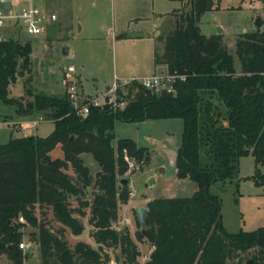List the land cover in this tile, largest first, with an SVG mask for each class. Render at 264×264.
<instances>
[{"label": "trees", "instance_id": "1", "mask_svg": "<svg viewBox=\"0 0 264 264\" xmlns=\"http://www.w3.org/2000/svg\"><path fill=\"white\" fill-rule=\"evenodd\" d=\"M215 7L213 0H186L181 11L172 12L166 34L157 37L161 47L154 49V64L187 75L173 92L149 91L135 80L116 90L124 107L91 105L86 114L67 89L61 94L35 92L27 102L11 96L10 86L21 71L32 70L33 43L15 35L0 40V99L17 102L20 114L51 110L55 123L46 135H12L0 141V256L24 264L27 254L19 244L30 227L29 239L39 243L42 264H106L113 257L117 264H136L138 243L150 248L144 264H264V227L227 232L219 197L209 188L229 182L238 193L239 160L248 155L255 161L251 180L264 184L259 171L264 166L263 21L257 18L254 30L236 38L237 73L223 35H206L198 25L200 16ZM174 117L183 124L175 173L192 180L197 190L187 197L149 200L144 224L137 220L140 228L133 238L127 227L118 230L113 224L131 193L127 184H120L127 171L123 153L147 163L148 151L129 138L113 145L114 122ZM59 144L63 156H54ZM84 151L97 158L96 174ZM91 186L92 198L87 195ZM87 207L96 245L83 239L72 245L66 231L82 234ZM50 213L59 227L50 222ZM109 248L119 253L111 257ZM249 250L253 255L243 259Z\"/></svg>", "mask_w": 264, "mask_h": 264}, {"label": "rangeland", "instance_id": "2", "mask_svg": "<svg viewBox=\"0 0 264 264\" xmlns=\"http://www.w3.org/2000/svg\"><path fill=\"white\" fill-rule=\"evenodd\" d=\"M50 8L60 14V28L48 34H30L19 32L16 35L22 40L29 38L33 43L31 54L32 70H23L19 79L10 86V95L23 98L25 102L35 92L61 94L65 88L63 70L69 65L76 67L81 74L84 89L95 95H102L107 86L114 82H123L150 76L152 73L165 71L166 66H154L153 53L161 47L157 37L170 28L172 12L181 11L186 0H48ZM214 10L204 12L198 25L206 35L221 33L228 51L234 57V65L240 68V59L236 53V38L239 34L252 31L258 18L264 21V0H213ZM171 20V21H170ZM264 28V23L261 26ZM6 33L5 30H2ZM66 49H69L66 52ZM33 79L30 80V75ZM31 82L28 84L26 82ZM31 86V92L26 88ZM17 102L8 103L0 99V119L13 118L23 121L38 118L35 125L27 129H19L12 125L0 123V141L8 140L12 135H22L33 131L46 135L55 128L54 115L50 110L38 114H20ZM183 124L180 118L148 119L127 122L121 119L114 122V137L111 141L116 145L120 138H129L148 151V161L140 162L137 170L126 171L127 187L130 197L127 203L119 206L118 217L113 222L116 229L127 227L134 238L139 230L136 209L145 206L155 198L187 197L195 191L196 184L189 178L182 179L175 173V167L166 156L165 150L177 149L181 144ZM60 149L61 146H59ZM57 153L58 147L54 148ZM57 149V150H56ZM85 161L94 174L99 170L97 158L84 151ZM239 176L237 188L233 183L212 184L211 193L219 197L220 215L226 231L235 233L242 229L253 231L264 227V184H256L251 180L255 171L253 155L243 156L239 160ZM264 175V166H259ZM152 179V182L149 180ZM88 197H93L94 187H89ZM74 203L77 202L74 200ZM88 213L82 215L85 228L76 236L71 230L66 231L70 243L75 245L79 240H86L96 245L91 236L93 225ZM50 222L54 228L57 222L50 213ZM24 238L31 237L30 227L25 228ZM139 248L145 252L142 243ZM111 257L119 253L118 248L108 249ZM24 253L27 257L24 264H42L40 245L36 241ZM249 250L242 254L246 259L253 255ZM114 258V257H113ZM0 264H16L7 255L0 256Z\"/></svg>", "mask_w": 264, "mask_h": 264}, {"label": "built area", "instance_id": "3", "mask_svg": "<svg viewBox=\"0 0 264 264\" xmlns=\"http://www.w3.org/2000/svg\"><path fill=\"white\" fill-rule=\"evenodd\" d=\"M58 19V12L48 6L47 0H0V40L11 37V35L17 36L16 34L19 32L42 34L48 30L50 23ZM2 30H5L6 33ZM74 69V65H69L68 69H65V73L67 74L65 82L74 105L79 111L85 114L90 111L91 105L93 107H101L104 103H110L114 108L124 107L125 99H118L116 94L118 86H123L124 84L137 80L143 88L149 91H163L168 93L174 91L175 83L183 82L187 77L184 73L181 74L177 71L171 72L166 68L165 71L152 73L147 77L123 80L120 84L114 82L101 96L82 97L73 74ZM37 122L38 118L30 119L29 121L15 118L11 120L0 119V123L12 125L23 130L30 128V126L35 125ZM123 159L127 163L128 171L137 170L140 167V162L142 163V161H136L130 157L126 151L123 153ZM19 219L21 222H25L23 215H20ZM33 244L34 242L31 239L23 237L19 245L20 248L26 251ZM148 254L142 255L143 260L149 258Z\"/></svg>", "mask_w": 264, "mask_h": 264}, {"label": "crops", "instance_id": "4", "mask_svg": "<svg viewBox=\"0 0 264 264\" xmlns=\"http://www.w3.org/2000/svg\"><path fill=\"white\" fill-rule=\"evenodd\" d=\"M47 4H48V6L50 7V3H49V1L47 0ZM51 9H53V8H51ZM53 10H55V9H53ZM55 11H57V10H55ZM175 11V10H174ZM58 12V11H57ZM59 14V13H58ZM60 14H59V19L57 20V21H55V22H52V23H50V25H49V28H48V30L47 31H45V32H43V33H46V34H48V36L49 37H51L52 36V31H56V30H58L60 27ZM263 23H264V21H263ZM42 33V34H43ZM67 50V52L69 51V49H66ZM154 66H156L155 64H154ZM75 67V66H74ZM235 69H236V71H237V73L240 71V68H236L235 67ZM63 74H64V82H65V79H66V76H67V74H65V69L63 70ZM73 74H74V77H75V79H76V81H77V85H78V90H80V93H81V96L82 97H90V96H93V94L92 93H90V92H87L85 89H84V85H83V80H82V76H81V74H79V73H76V67H75V69H74V71H73ZM124 80H126V79H124ZM109 86H107V88H108ZM67 89V85H66V82H65V88H64V90H63V93L65 92V90ZM106 91V90H105ZM104 91V92H105ZM103 92V93H104ZM102 93V94H103ZM95 96H101V95H95ZM35 113H39V112H36L35 111ZM30 133H34L33 131H27V132H24V134H30ZM59 146H61V144H59V145H57V147H58V150H57V153L55 154H53V152H54V150L55 149H53L52 150V154L54 155V156H63V149H60L59 148ZM139 146V145H138ZM141 147V146H140ZM62 148V147H61ZM178 148V147H177ZM176 150L177 149H167V150H165V153H166V156L168 157V159H169V161H170V163L172 164V160H171V152H173L174 153V157L176 156ZM175 159H176V157H175ZM174 163H175V160H174ZM172 165H174V164H172ZM129 181V180H128ZM197 189L195 188V191H196ZM194 191V192H195ZM190 196V195H189ZM171 197H175V196H171ZM171 197H168V198H171ZM143 207H145V206H143ZM222 221V220H221ZM222 223H223V221H222ZM223 226H224V224H223ZM225 228V227H224ZM226 230V229H225ZM228 232V231H227ZM135 233V232H134ZM229 233H231V232H229ZM131 234V233H130ZM94 245V244H93ZM138 247H139V245H138ZM143 247H145V252L144 251H142V247H140L139 248V251H140V255H139V258H138V260H137V263L136 264H144L145 263V261H147V260H143V254H146V253H149L150 252V248L149 247H146L144 244H143ZM106 264H117V262L115 261V259L114 258H111L109 261H108V263H106Z\"/></svg>", "mask_w": 264, "mask_h": 264}, {"label": "water", "instance_id": "5", "mask_svg": "<svg viewBox=\"0 0 264 264\" xmlns=\"http://www.w3.org/2000/svg\"><path fill=\"white\" fill-rule=\"evenodd\" d=\"M66 52H67V50H66ZM249 59H251V58H249ZM22 72H23V70H22ZM106 100H107V98H106ZM170 157H171V160H172V164H174L175 157H174V153L173 152H171V156ZM149 182H152V179H150ZM127 183H128V178H126V177L121 178L120 184L125 185ZM79 198H80V196H79ZM147 212H148V209L146 207H143V206H138V208L136 209L137 220L142 225L144 224V218H145V215L147 214ZM142 233H145V229H142ZM250 262L251 261H247V263H250Z\"/></svg>", "mask_w": 264, "mask_h": 264}]
</instances>
